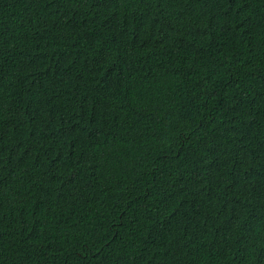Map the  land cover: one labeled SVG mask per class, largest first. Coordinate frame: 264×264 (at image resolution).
Instances as JSON below:
<instances>
[{
	"label": "trees",
	"instance_id": "1",
	"mask_svg": "<svg viewBox=\"0 0 264 264\" xmlns=\"http://www.w3.org/2000/svg\"><path fill=\"white\" fill-rule=\"evenodd\" d=\"M0 264H264V0H0Z\"/></svg>",
	"mask_w": 264,
	"mask_h": 264
}]
</instances>
